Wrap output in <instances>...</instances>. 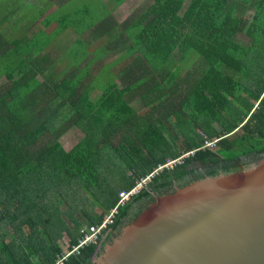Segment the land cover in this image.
<instances>
[{"label":"trees","instance_id":"trees-1","mask_svg":"<svg viewBox=\"0 0 264 264\" xmlns=\"http://www.w3.org/2000/svg\"><path fill=\"white\" fill-rule=\"evenodd\" d=\"M48 8L0 0V264H55L64 234L76 244L80 229L100 224L122 190L194 152L120 209L102 247L66 263L94 264L113 233L156 196L240 173L248 159L264 156V0H156L132 27L145 24L134 36L143 59L130 70L147 80L132 75L124 88L93 83L81 97L82 80L58 81L50 67L56 35L30 32ZM97 90L103 97L94 105L88 97ZM134 94L149 106L146 116L131 107ZM70 122L83 138L67 150L61 140ZM198 130L220 139L217 151L201 150L207 140ZM122 159L125 169L116 163Z\"/></svg>","mask_w":264,"mask_h":264},{"label":"water","instance_id":"water-1","mask_svg":"<svg viewBox=\"0 0 264 264\" xmlns=\"http://www.w3.org/2000/svg\"><path fill=\"white\" fill-rule=\"evenodd\" d=\"M94 264H264V156L156 196Z\"/></svg>","mask_w":264,"mask_h":264},{"label":"crops","instance_id":"crops-1","mask_svg":"<svg viewBox=\"0 0 264 264\" xmlns=\"http://www.w3.org/2000/svg\"><path fill=\"white\" fill-rule=\"evenodd\" d=\"M25 1L32 4L40 2L43 8L49 7L30 32L56 35L50 48V58L56 61L50 67L53 66L52 71L58 81L75 83L82 80L83 87L77 92V97L85 95V88L93 86V83L98 87L99 83L117 82L124 88L132 75L138 74L141 81L147 80L143 72L132 73L130 70L134 61L143 59L134 36L145 24L134 31L132 27L155 6L156 0ZM191 1L188 0V4ZM98 90L88 97L94 105L103 97V92ZM128 100H131V107L137 115H145L150 109L148 106L144 108L146 112L137 111L140 105H144L138 94L129 96ZM89 109L92 114H99L98 108ZM64 130L67 131L61 141L69 150L80 142L83 133L74 122L67 123ZM119 138H122L121 133L116 134L114 140ZM69 241L65 246L61 242L63 250L71 245L70 238Z\"/></svg>","mask_w":264,"mask_h":264},{"label":"built area","instance_id":"built-area-1","mask_svg":"<svg viewBox=\"0 0 264 264\" xmlns=\"http://www.w3.org/2000/svg\"><path fill=\"white\" fill-rule=\"evenodd\" d=\"M207 148L211 146L210 142H206ZM202 149V148H201ZM206 149V148H205ZM194 152L186 154L179 159H172L166 164H159L153 169V172L149 175L136 180L135 186L130 190H122L120 192V198L118 205L113 208L107 215H105L103 221L96 225H84L79 231V238L76 244L68 245L61 254L57 256L55 264H66L73 256H80L82 251L92 245H100L103 236L106 232H109L111 227L115 225L121 208H124L132 198L137 196L142 190L148 188L152 180L163 172L164 169H170L174 166L184 163L185 157L193 155Z\"/></svg>","mask_w":264,"mask_h":264},{"label":"rangeland","instance_id":"rangeland-1","mask_svg":"<svg viewBox=\"0 0 264 264\" xmlns=\"http://www.w3.org/2000/svg\"><path fill=\"white\" fill-rule=\"evenodd\" d=\"M243 36H241V39L243 40ZM4 82H6V81H0V86L2 85V83H4ZM144 105H140L139 106V108L137 109V111L138 112H146V110L144 109V108H148V106H146V107H143ZM198 132H199V134L200 135H202L203 136V138L205 139V140H207V141H205V143H204V145H203V147H202V149L204 150L205 148L206 149H210L211 151H217V143H218V141L220 140V139H213V140H208L207 139V136L206 135H204L203 133H202V131L201 130H198ZM121 140H122V138H119V139H117V141H116V143H120L121 142ZM206 142H210V144H211V146H209V148H207V146H205L206 145ZM179 144L181 145L182 144V141H179ZM201 149V150H202ZM191 153V152H190ZM186 154H189V153H186ZM185 154V155H186ZM185 155H183V156H185ZM182 156V157H183ZM170 160H172V159H169V160H167V162L168 161H170ZM116 163H119L121 166H122V169H125V167H126V165H127V161L125 160V159H122V160H120V161H116ZM191 168H196V169H201V166L199 165V164H195L193 167L191 166ZM117 173V172H116ZM115 174V173H114ZM122 174H124V173H122ZM133 175V173H130V176L131 177H133L132 176ZM149 175V174H148ZM96 212H98L99 214H101L103 211L100 209V208H98L97 210H96ZM107 215V214H106ZM64 236L65 237H63L65 240L64 241H61V242H63V243H65L64 244V246L66 245V244H68L70 241H69V238L67 237V234L65 235L64 234ZM63 240V239H62Z\"/></svg>","mask_w":264,"mask_h":264},{"label":"flooded vegetation","instance_id":"flooded-vegetation-1","mask_svg":"<svg viewBox=\"0 0 264 264\" xmlns=\"http://www.w3.org/2000/svg\"><path fill=\"white\" fill-rule=\"evenodd\" d=\"M250 159H251V158H250ZM250 159H248V160L250 161ZM200 170H201V169H200ZM154 196H156V195L154 194ZM140 208H141V206H139V204L135 205L134 208H133V211H132L131 215H133L134 213L138 212V211L140 210ZM128 222H129L128 220H125L124 223L122 224V226L124 227L125 225L128 224ZM122 226H121L120 228H118L117 231H115V232L113 233V236H111V239H110V240L116 238V236L118 235V233H119V232L121 231V229L123 228ZM105 240H106V239H105ZM106 242H107V244L109 243V238H108V241L106 240ZM110 242H111V241H110ZM103 244H104V241H103V243H101V247H102Z\"/></svg>","mask_w":264,"mask_h":264}]
</instances>
